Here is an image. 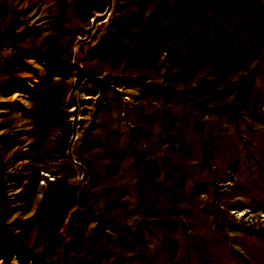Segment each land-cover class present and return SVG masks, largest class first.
Listing matches in <instances>:
<instances>
[{
    "label": "rangeland",
    "instance_id": "rangeland-1",
    "mask_svg": "<svg viewBox=\"0 0 264 264\" xmlns=\"http://www.w3.org/2000/svg\"><path fill=\"white\" fill-rule=\"evenodd\" d=\"M0 200V264H264V0H0Z\"/></svg>",
    "mask_w": 264,
    "mask_h": 264
},
{
    "label": "water",
    "instance_id": "water-1",
    "mask_svg": "<svg viewBox=\"0 0 264 264\" xmlns=\"http://www.w3.org/2000/svg\"><path fill=\"white\" fill-rule=\"evenodd\" d=\"M73 161H74L75 163H77V161H75L74 159H73ZM0 203H1V200H0Z\"/></svg>",
    "mask_w": 264,
    "mask_h": 264
},
{
    "label": "bare ground",
    "instance_id": "bare-ground-1",
    "mask_svg": "<svg viewBox=\"0 0 264 264\" xmlns=\"http://www.w3.org/2000/svg\"><path fill=\"white\" fill-rule=\"evenodd\" d=\"M44 183V182H43Z\"/></svg>",
    "mask_w": 264,
    "mask_h": 264
}]
</instances>
